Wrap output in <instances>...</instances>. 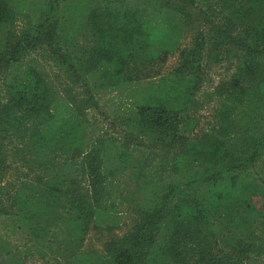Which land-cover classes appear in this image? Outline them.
Segmentation results:
<instances>
[{
	"label": "trees",
	"instance_id": "obj_1",
	"mask_svg": "<svg viewBox=\"0 0 264 264\" xmlns=\"http://www.w3.org/2000/svg\"><path fill=\"white\" fill-rule=\"evenodd\" d=\"M62 2L0 0V264H264V0Z\"/></svg>",
	"mask_w": 264,
	"mask_h": 264
},
{
	"label": "rangeland",
	"instance_id": "obj_2",
	"mask_svg": "<svg viewBox=\"0 0 264 264\" xmlns=\"http://www.w3.org/2000/svg\"><path fill=\"white\" fill-rule=\"evenodd\" d=\"M18 2H20V4L22 5V10L23 13L25 14H31V16H39L41 14L40 9L43 7V2H45V0H17ZM72 0H65V4L64 2L61 3V11L60 12H64L67 9V5H71L69 3H71ZM82 2H80V0H74V4L73 7H77L81 4ZM45 10V7L42 8V11ZM36 11V13H35ZM33 19H37L36 17H33ZM21 25V24H20ZM79 24L76 25V23L74 24V27L72 28H76L78 27ZM197 28H200V25L196 26ZM195 27V28H196ZM194 29V28H193ZM77 32V31H76ZM76 32H73L71 34V36L75 35V38L77 40H79V38L81 37V35H76ZM195 34V30L189 29L188 33H186V36L184 38L183 44H182V48H185L187 46H189L192 42V38L194 37ZM68 36V29H67V34ZM38 59L45 65L48 66V70L51 72L50 69V65H48V63L46 61H44L42 58L38 57ZM179 61V55L178 54H174L172 55L168 61L161 65L158 69V72L162 75L167 74L169 72L172 71V69L175 68V66L177 65ZM228 62H224L223 64H219L216 66H212V68L209 69L208 71V82L205 85V89L204 92H208V91H213L219 84L220 82L224 81V80H230V77L232 75V66L228 65ZM4 77L0 78V81L3 79ZM98 99L101 103V107H102V113H105L109 116H112L111 118H114L113 116L115 115V112H117V108H118V104L121 103L122 101L119 98H116V95L113 93H110L109 91H103L99 94ZM125 102V101H123ZM217 103H212L211 105L206 106V108L201 112V121H200V127L202 128V126L205 125L204 129L206 128V126L211 122L212 120V114L214 113V107H216ZM125 105V104H124ZM96 119H95V118ZM94 117L92 116L91 118H94L93 121L97 122V120H99V123L101 125H105L106 128H108V123L103 122L104 117L99 116L94 114ZM113 129L111 128V131ZM110 131V130H109ZM257 171V170H256ZM116 189L118 190V188L116 187ZM121 207L119 209L120 212V216H122L124 214V218L122 219L121 222H123L124 224V229L122 230H115L113 232V234H108L107 231L105 232H98V231H91L88 236L87 239L85 241L84 244V249L85 251H94V250H98L99 252L103 249V245L105 243H108L109 241L113 240L115 241L117 239L118 236H121L122 234L126 233L129 229V224L132 218V213H130V210L128 211V209L126 208L127 206V202H128V198H122L121 199ZM118 202H120V199L118 200ZM5 225L3 224V221H0V230L2 229V227H4ZM123 226V225H122ZM2 234V231H0V235ZM27 264H42V262L37 261V259H32L29 262H27Z\"/></svg>",
	"mask_w": 264,
	"mask_h": 264
}]
</instances>
